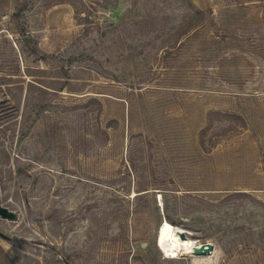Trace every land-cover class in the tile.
I'll return each instance as SVG.
<instances>
[{"label": "rangeland", "instance_id": "obj_1", "mask_svg": "<svg viewBox=\"0 0 264 264\" xmlns=\"http://www.w3.org/2000/svg\"><path fill=\"white\" fill-rule=\"evenodd\" d=\"M0 206V264H264V0H0Z\"/></svg>", "mask_w": 264, "mask_h": 264}, {"label": "bare ground", "instance_id": "obj_2", "mask_svg": "<svg viewBox=\"0 0 264 264\" xmlns=\"http://www.w3.org/2000/svg\"><path fill=\"white\" fill-rule=\"evenodd\" d=\"M183 230L164 219L158 230V245L170 256H177L181 252L192 253L196 241L182 237L178 232ZM193 254V253H192Z\"/></svg>", "mask_w": 264, "mask_h": 264}, {"label": "water", "instance_id": "obj_3", "mask_svg": "<svg viewBox=\"0 0 264 264\" xmlns=\"http://www.w3.org/2000/svg\"><path fill=\"white\" fill-rule=\"evenodd\" d=\"M1 207V206H0ZM2 208L0 211H3ZM182 237H187L185 230H179L178 232ZM196 245L193 247L192 253L194 255H207L212 253L214 249V244L211 242H199L196 240ZM161 246V245H160ZM162 248V247H161Z\"/></svg>", "mask_w": 264, "mask_h": 264}, {"label": "trees", "instance_id": "obj_4", "mask_svg": "<svg viewBox=\"0 0 264 264\" xmlns=\"http://www.w3.org/2000/svg\"><path fill=\"white\" fill-rule=\"evenodd\" d=\"M20 12H21V9L17 10V14H19ZM35 46H36V49H38L37 48V44H35ZM166 209H167V204H166V199H165V201H164V210L166 211ZM165 219L168 220L170 223L174 224V220L171 218V216L169 214H165ZM7 239H9V241L12 242V243L15 242V241H20L19 238H17V237H11V238L7 237ZM180 258H182V257H180Z\"/></svg>", "mask_w": 264, "mask_h": 264}]
</instances>
